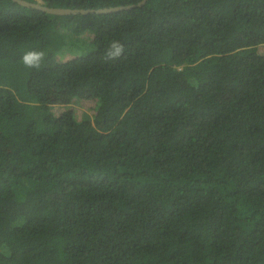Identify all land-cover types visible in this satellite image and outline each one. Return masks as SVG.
Wrapping results in <instances>:
<instances>
[{"label":"trees","instance_id":"trees-1","mask_svg":"<svg viewBox=\"0 0 264 264\" xmlns=\"http://www.w3.org/2000/svg\"><path fill=\"white\" fill-rule=\"evenodd\" d=\"M0 264H264V0H0Z\"/></svg>","mask_w":264,"mask_h":264},{"label":"water","instance_id":"water-1","mask_svg":"<svg viewBox=\"0 0 264 264\" xmlns=\"http://www.w3.org/2000/svg\"><path fill=\"white\" fill-rule=\"evenodd\" d=\"M13 1L23 6L33 7V8H37L39 10L45 11L47 13H53V14H59V15L76 14V13L86 14V13H95V12L96 13L112 12V11H117L121 9L132 8L135 6H140L146 2V0H139L136 3L126 4V5L121 4V5L105 6L102 8L94 9V8L49 7V6L41 4L40 2H33L29 0H13Z\"/></svg>","mask_w":264,"mask_h":264},{"label":"clouds","instance_id":"clouds-1","mask_svg":"<svg viewBox=\"0 0 264 264\" xmlns=\"http://www.w3.org/2000/svg\"><path fill=\"white\" fill-rule=\"evenodd\" d=\"M39 2L42 3V0H39ZM123 52L124 45L119 40L113 39L108 42L104 58L105 60H113L119 58ZM46 55V52L43 50L30 49L23 53L21 61L26 68L39 69Z\"/></svg>","mask_w":264,"mask_h":264},{"label":"rangeland","instance_id":"rangeland-1","mask_svg":"<svg viewBox=\"0 0 264 264\" xmlns=\"http://www.w3.org/2000/svg\"><path fill=\"white\" fill-rule=\"evenodd\" d=\"M73 109L75 112L78 111V109L81 108L79 103H68V104H54L53 105V109L55 111H60V110H64V109Z\"/></svg>","mask_w":264,"mask_h":264}]
</instances>
